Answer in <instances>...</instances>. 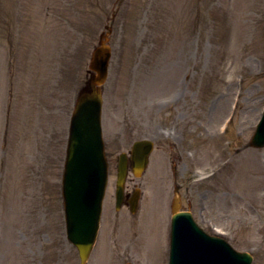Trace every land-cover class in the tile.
I'll return each mask as SVG.
<instances>
[{
  "label": "rangeland",
  "instance_id": "374dc122",
  "mask_svg": "<svg viewBox=\"0 0 264 264\" xmlns=\"http://www.w3.org/2000/svg\"><path fill=\"white\" fill-rule=\"evenodd\" d=\"M112 24L101 116L108 183L85 264H166L171 200L205 233L264 264V0H0V264H80L61 176L75 96ZM138 207L114 204L117 158Z\"/></svg>",
  "mask_w": 264,
  "mask_h": 264
},
{
  "label": "water",
  "instance_id": "95a60500",
  "mask_svg": "<svg viewBox=\"0 0 264 264\" xmlns=\"http://www.w3.org/2000/svg\"><path fill=\"white\" fill-rule=\"evenodd\" d=\"M103 38V36H101ZM110 52L100 40L92 51L89 68L94 71L79 91L70 119L69 139L64 164L62 195L66 202L68 239L77 247L81 264L88 256L93 241L106 164L100 133L101 95L99 85L106 78ZM264 127V125H263ZM264 133H259L261 138ZM264 143V142H263ZM253 146L257 144L252 140ZM151 149L148 142H136L132 156L144 166ZM123 171V167L121 166ZM123 180L119 173L117 199ZM172 203L170 264H249L250 257L232 250L221 239L206 236L185 212H176ZM82 228V229H80Z\"/></svg>",
  "mask_w": 264,
  "mask_h": 264
},
{
  "label": "flooded vegetation",
  "instance_id": "af4514ba",
  "mask_svg": "<svg viewBox=\"0 0 264 264\" xmlns=\"http://www.w3.org/2000/svg\"><path fill=\"white\" fill-rule=\"evenodd\" d=\"M126 203H128V201H129V195L128 196H126V198H125V200H124Z\"/></svg>",
  "mask_w": 264,
  "mask_h": 264
}]
</instances>
